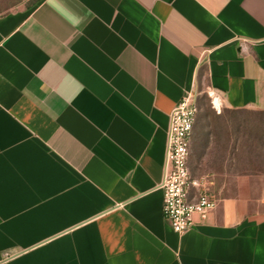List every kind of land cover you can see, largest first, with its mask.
Returning a JSON list of instances; mask_svg holds the SVG:
<instances>
[{
  "label": "crops",
  "instance_id": "obj_1",
  "mask_svg": "<svg viewBox=\"0 0 264 264\" xmlns=\"http://www.w3.org/2000/svg\"><path fill=\"white\" fill-rule=\"evenodd\" d=\"M202 90L264 108V0L0 15V264H264V177L184 234L163 216L170 115Z\"/></svg>",
  "mask_w": 264,
  "mask_h": 264
},
{
  "label": "rangeland",
  "instance_id": "obj_2",
  "mask_svg": "<svg viewBox=\"0 0 264 264\" xmlns=\"http://www.w3.org/2000/svg\"><path fill=\"white\" fill-rule=\"evenodd\" d=\"M36 0H0V15L27 10ZM199 113L191 140L189 165L219 195L238 191L241 175L264 177V108L215 107L206 91L196 95Z\"/></svg>",
  "mask_w": 264,
  "mask_h": 264
},
{
  "label": "built area",
  "instance_id": "obj_3",
  "mask_svg": "<svg viewBox=\"0 0 264 264\" xmlns=\"http://www.w3.org/2000/svg\"><path fill=\"white\" fill-rule=\"evenodd\" d=\"M199 106L194 94H186L170 115L163 190V216L173 230L184 234L193 225V215L205 218L218 196L204 180L194 179L189 169L190 145ZM196 193L191 195V190Z\"/></svg>",
  "mask_w": 264,
  "mask_h": 264
},
{
  "label": "bare ground",
  "instance_id": "obj_4",
  "mask_svg": "<svg viewBox=\"0 0 264 264\" xmlns=\"http://www.w3.org/2000/svg\"><path fill=\"white\" fill-rule=\"evenodd\" d=\"M215 102H216V105H217V107H218V106H219V102H218L217 100H216Z\"/></svg>",
  "mask_w": 264,
  "mask_h": 264
}]
</instances>
